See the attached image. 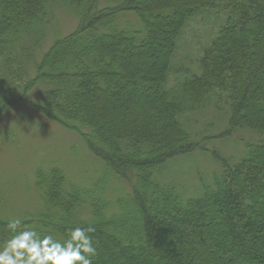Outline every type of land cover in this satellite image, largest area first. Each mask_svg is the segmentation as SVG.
Here are the masks:
<instances>
[{"label":"trees","instance_id":"16d2710c","mask_svg":"<svg viewBox=\"0 0 264 264\" xmlns=\"http://www.w3.org/2000/svg\"><path fill=\"white\" fill-rule=\"evenodd\" d=\"M59 4L77 26L50 31L32 61ZM203 16L214 25L198 71L176 68L183 30ZM20 105L72 134L101 168L85 183L37 169L41 209L21 219L41 234L64 240L94 226L93 264H264V0H0V119ZM207 105L219 126L182 122ZM237 133L230 145L243 155L230 161L220 141ZM201 145L212 150L210 182L198 174L186 194L159 181ZM114 181L124 186L110 199ZM8 221L0 216V245Z\"/></svg>","mask_w":264,"mask_h":264},{"label":"rangeland","instance_id":"374dc122","mask_svg":"<svg viewBox=\"0 0 264 264\" xmlns=\"http://www.w3.org/2000/svg\"><path fill=\"white\" fill-rule=\"evenodd\" d=\"M77 19L70 9L61 4L57 5L47 18V21H51V28L46 39L42 36L40 43L36 42L33 47L36 56L31 58L32 61L39 59L41 47L44 50L50 44V31L64 36L76 28ZM212 19L205 16L197 18L183 30L181 43L174 58L177 62L176 68L188 63L189 70L194 73L198 71L202 49L213 36ZM25 65L27 72L32 71L30 63ZM175 85L173 76H170L169 88ZM182 117V122L193 121L194 130L200 123L205 125V129L223 123L220 120L215 121L220 115L208 105L204 110L201 109L192 115L183 114ZM194 135H197L196 138L202 136V128L195 131ZM243 137V133H237L231 139L220 141L229 143L218 151L220 156L230 158V161L231 158L238 160L243 155L241 145L234 149L230 141L238 142ZM203 145L200 150L172 161L171 167L166 169L165 166L163 172L158 175L159 181L175 180L182 188H186V194L198 183V174H201L206 182H210L212 173L208 171L215 170L216 167L211 165L214 163L208 153L212 151L211 148L204 151ZM53 160L58 163H52ZM97 163L99 162L88 154L82 143L72 134L47 121L33 108L20 105L9 109L0 119V216L7 220L13 217L21 218L24 215H33L41 209V195L34 181L38 168L58 167L74 181L85 183L99 177L101 168ZM115 182H110L107 188V196L110 199L119 196L117 190H123L124 185ZM125 190L128 192V188L125 187Z\"/></svg>","mask_w":264,"mask_h":264},{"label":"clouds","instance_id":"9594fccd","mask_svg":"<svg viewBox=\"0 0 264 264\" xmlns=\"http://www.w3.org/2000/svg\"><path fill=\"white\" fill-rule=\"evenodd\" d=\"M10 234L0 245V264H93L98 255L94 226L74 227L64 240L41 234L34 224L9 219Z\"/></svg>","mask_w":264,"mask_h":264}]
</instances>
